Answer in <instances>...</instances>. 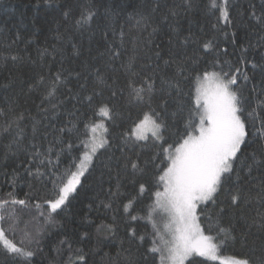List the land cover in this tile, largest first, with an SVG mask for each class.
<instances>
[{
  "label": "trees",
  "instance_id": "16d2710c",
  "mask_svg": "<svg viewBox=\"0 0 264 264\" xmlns=\"http://www.w3.org/2000/svg\"><path fill=\"white\" fill-rule=\"evenodd\" d=\"M212 5L213 0H0V128L9 119L23 117L9 131H0V199L10 200L7 193L14 192L17 199L26 200L25 205L4 210L5 215L14 212L15 224L10 227L6 219L0 227L9 240L35 252L30 264H159L158 254L148 251L159 238L147 219L157 190L152 161L158 152L153 145L158 142L151 136L136 140L130 135L147 110L127 95L130 58L134 57L133 71L155 81L152 106L168 126L164 135L169 142L174 139L172 132L184 129L188 113L186 107L181 111V104L186 105L189 94L194 98L196 76L205 70L223 67L235 72L238 68L235 88L246 109L264 115L260 103L264 99V0H227L228 22ZM88 12L94 13L91 21L77 24L81 14ZM205 44L210 47L205 49ZM113 52L119 56L113 57ZM98 72L106 84L99 83ZM57 73L61 82L53 85ZM167 80L172 87L163 83ZM52 87L55 93L48 96ZM101 102L112 109L111 118L103 120L108 144L93 158L65 205L50 213L46 201L55 199L52 180L69 168L75 170L89 127L101 119ZM245 117L250 136L235 163L249 203L230 207L226 189L236 180L233 172L216 203L199 206L197 214L206 234L215 235L223 208L220 223L232 228L235 239L221 245L219 254L260 264L264 229L253 221L259 219L258 211L264 212V140L251 135L253 117L247 112ZM37 151L44 155L35 156ZM137 155L143 174L121 171L124 157ZM37 168L42 175L37 176ZM117 179L122 195L113 197L109 189L115 190ZM140 183L146 186L142 196ZM133 197L138 202L129 211L138 217L136 221L123 207ZM163 216H157L156 223ZM106 225L112 231L98 230ZM132 229L135 240L130 239ZM27 233L32 234L31 243ZM141 235L144 241L139 240ZM78 255L85 260H78ZM0 264L24 261L7 255L0 246ZM185 264L218 262L193 256Z\"/></svg>",
  "mask_w": 264,
  "mask_h": 264
},
{
  "label": "snow or ice",
  "instance_id": "6c2138e0",
  "mask_svg": "<svg viewBox=\"0 0 264 264\" xmlns=\"http://www.w3.org/2000/svg\"><path fill=\"white\" fill-rule=\"evenodd\" d=\"M226 3L227 0H224V4L217 5L216 0H213L212 6H218L220 18L228 22L229 13L225 6ZM93 15L94 13L91 12L82 13L77 24L91 21ZM209 47V44L204 45L205 49ZM112 55L118 57L119 52H113ZM156 55L159 57L160 54L157 53ZM12 59L16 60L17 57L13 56ZM133 61L134 57L130 58L126 66L128 73L127 95L130 101L146 105L147 110L143 112L142 118H138L139 122L135 124L130 135L135 136L136 140H146L148 138L146 133L151 132L154 141L158 142L153 145L158 148V152L152 161L157 190L152 194L154 202L148 207L147 219L151 222L156 234L159 235L156 217L161 213L166 214L169 222L165 228L171 235L170 240L161 237L160 245H156V241L153 240L154 246L148 251L152 254H159V264H185V261L192 256L205 257L213 262H218V264H253L249 258L222 257L219 255L221 245L235 239L232 228H225L220 223L219 216L223 215V208L220 209L215 222L217 229L215 235L206 234L197 214L199 206L206 205L207 202L216 203V197L224 189L226 181L231 180L233 172H236V180L226 189L230 196V207H239L241 203H249V197L240 186L241 176L235 162L239 159L238 154L250 136L249 123L245 113L247 112L248 117H253L251 126L255 128V131L251 135L253 137L259 136L261 140H264V115L256 113L255 108L251 111L246 109L244 98L235 88L238 81L237 73L240 70L237 68L235 72L224 71L221 67L218 71L205 70L202 77L197 74L194 98L189 94L186 105L181 104V111L186 107L188 113L184 129L172 132L171 135L174 139L169 142L164 135L168 131V126L161 113L152 106L153 95L156 91L155 81L151 76H142L140 72L133 71ZM165 64L167 65L168 61H165ZM213 67L215 68V66ZM183 71L184 69L181 68L179 74H182ZM244 79L247 80L246 74ZM98 81L101 85L106 84L104 77L99 75V72ZM40 82H43V77H41ZM60 82L61 77L57 73L53 85ZM163 83H167L169 87L173 86L171 80L163 81ZM175 86L179 88V81H176ZM55 90V87H52L48 96H53ZM123 91L124 89H121V92ZM102 94V92L97 93V95ZM116 94V91L111 93L112 97H115ZM88 99L91 102V97ZM260 103L264 104V99ZM9 112H12L11 108ZM98 113L110 119L112 109L109 105L101 102ZM254 113L256 114L254 115ZM22 118V116H17L14 120L9 119L3 128H0V131H9L12 125ZM86 127L88 126L86 125ZM101 127H103L101 124L92 125L91 132L95 133ZM107 144L108 140L97 139L93 136L90 144L84 142L86 151L79 158V163L75 164V170L69 168L63 176H58L52 180L55 199L46 201L50 213H55L65 205L70 194L75 192L77 186L81 184V177L88 171L89 166L93 163V158ZM129 150L131 151V149ZM121 151L123 152L124 149ZM41 155L44 154L39 151L35 153L37 157ZM57 158L59 159V153H57ZM157 160L159 163H156ZM251 160L253 164L257 163L255 153L251 155ZM49 164H52L51 160H49ZM251 168L252 164H249V173ZM121 171L125 174L131 171L132 175L143 174L144 169L141 167L139 156L137 155L135 158L132 156L124 157ZM29 175L32 173L29 172ZM40 175L42 174L37 168V176ZM119 175L118 172L117 176L119 177ZM120 188L121 184L117 179L115 190L109 189L110 195L113 197L122 195ZM145 192V184L140 183L138 195L142 196ZM261 192V202L264 203V189ZM7 196L11 199H0V222L7 219L11 221L9 226L12 227L15 224L14 212H8L5 215L4 210L8 207L14 208L15 205H25L26 200L17 199L14 192L7 193ZM137 202L138 197H133L123 205L125 213L131 217L132 221H136L138 217L132 215L129 210L134 208ZM104 206L109 207L108 204ZM37 207L40 206L37 205ZM257 216L259 219H254L253 223L264 229V212L258 211ZM98 230L112 231V226H100ZM208 231L210 233L211 228ZM26 235L29 243H31L32 234L27 233ZM138 238L141 241L145 240L143 235ZM130 239H137L134 229L130 230ZM0 246L7 255L15 256L18 259L22 258L24 264H30L31 258L35 255L30 247L18 246L9 240L3 227H0ZM77 259L83 261L85 257L78 255ZM260 264H264V257L261 258Z\"/></svg>",
  "mask_w": 264,
  "mask_h": 264
},
{
  "label": "rangeland",
  "instance_id": "374dc122",
  "mask_svg": "<svg viewBox=\"0 0 264 264\" xmlns=\"http://www.w3.org/2000/svg\"><path fill=\"white\" fill-rule=\"evenodd\" d=\"M203 76V75H202ZM201 76V77H202ZM197 87V84L195 83V88ZM100 120H98L97 122H95L94 124H92V125H95V124H101V125H103V127H101V128H98L97 129V131L95 132V133H92L91 132V127H92V125L89 127V135H88V137H87V139H86V141L85 142H89V144H90V141H91V139H92V137L93 136H95L97 139H100V138H104V123H103V120L105 119V117H103V116H101L100 115ZM135 127V126H134ZM134 127H133V129H134ZM133 131V130H132ZM146 136H151V132H147L146 133ZM134 138H135V136H133ZM152 137V136H151ZM84 151H86V149H85V147H84ZM83 151V152H84ZM79 163V162H78ZM162 190V189H161ZM163 214V213H162ZM164 216V219L163 220H161V221H159L158 223H157V226H158V228H159V235H158V238H159V243L157 244V245H160L161 244V237H163L165 240H170L171 239V235H170V233H169V231L165 228V225L166 224H168V222H169V218L167 217V215L166 214H163ZM220 255V254H219ZM220 256H222V257H233V256H225V255H220ZM193 257V256H192ZM199 257V256H198ZM158 258H159V254H158ZM189 258H191V257H189ZM188 258V259H189ZM202 258H205V257H202ZM205 259H207V260H210V259H208V258H205ZM211 261V260H210Z\"/></svg>",
  "mask_w": 264,
  "mask_h": 264
}]
</instances>
